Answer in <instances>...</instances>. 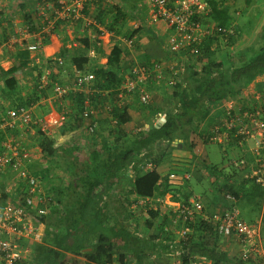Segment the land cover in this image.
Returning a JSON list of instances; mask_svg holds the SVG:
<instances>
[{"label": "trees", "instance_id": "1", "mask_svg": "<svg viewBox=\"0 0 264 264\" xmlns=\"http://www.w3.org/2000/svg\"><path fill=\"white\" fill-rule=\"evenodd\" d=\"M5 1L8 9L16 7L9 14L12 12L20 14L23 26L29 33L40 32L43 36V43L49 41V34L43 31L44 24L36 16L35 8L38 4H45L52 0ZM204 1L210 6L211 11L203 19H200L202 27L208 30V33L201 40L198 55L189 53V50L179 54L170 52L166 48L169 33L160 34L155 25L148 26L153 34L152 38L165 46L172 61H178L183 55H186L187 59L186 62L182 61L183 73H169V76L174 77L176 82L171 87L167 98L174 101L175 110L166 106L164 110L160 108L152 110L150 104L143 105L139 102L142 112L151 113L153 119L156 114L163 112L158 127L151 124L147 130L137 133L128 132L124 128L132 121V118L128 113V107L121 104L119 97V93H123L125 97L129 96L121 90L124 78L119 67L121 55L119 43L114 44L103 67H95L91 70L90 73L94 78L90 92L70 91L62 99V104L59 106L57 104L64 123L62 134L80 131L83 136L91 139L100 132V134L103 133V139L98 150H91L89 159L85 162L80 163L73 157L72 164L76 171H70L62 195H57L55 185H51L50 192L45 194V197L48 198L47 210L51 215L59 218L61 224L58 227L63 234H58L55 237L53 245L55 249L44 245L41 247L44 255L41 258H36L35 264H66L69 262L67 259L69 253L84 259L86 264H111L113 261L119 264H129V262L153 264V261L154 264H162L164 261L161 254L167 248L166 243L172 237L169 233L163 232V226L171 221L173 217L171 212L161 204L146 210L145 226L147 231L148 229L152 230V233L148 231L144 237L138 233L139 228L135 224L137 219L134 217V213L128 210L129 197L150 198L154 194L163 196L172 191L166 181L160 185L161 177L158 168L161 166L163 157L175 148L174 142L181 139L183 148L192 151L193 144L188 141L190 134L203 137L211 134L214 126H219L221 131L225 130L224 127H221L226 116L222 104L228 102L227 98L233 97L238 101L236 106L240 110L243 109L242 106L246 101L244 90L255 78L264 75V27L259 35L254 36L249 44L243 46L244 49L238 48L250 36L249 32L253 26L251 18L258 16V11H251L247 8L242 14L240 13V19H238V16L234 17L230 7L227 6V0ZM127 2L128 0H95L88 2L89 6L85 4L83 14L85 17L88 16L89 8H94L93 18L104 24L109 32L118 35L128 18L122 10L123 4ZM1 7L3 8V6ZM48 11L50 12V9H46V12ZM113 12V15L108 16ZM10 18H14V16L11 15ZM105 18H109V20L106 22ZM193 18L198 19L196 16ZM104 20L105 22H103ZM10 22L11 20H9V27L14 28ZM66 23L71 24L72 40L80 47L79 52L71 55L66 63L73 64V70L87 71L90 62L86 52L89 41L83 34L86 31L84 22L81 19L73 22L57 20L49 29V33L57 34V30ZM232 23L235 24L233 27H231ZM93 30L92 32L96 34V29ZM139 30L141 29L137 28L135 32ZM129 36L127 38H132L134 34ZM14 52V56L18 58L16 63L6 72H1L3 73L0 78L3 83V88L0 89L2 99L5 98L6 103H9L8 106L14 108L21 105L26 107L42 105L49 96H52V87L48 85L44 89H39L38 82L41 75L45 73L44 71L53 69L52 59L45 61L39 55L40 63H32L35 53L20 49H15ZM6 53L8 54V52ZM222 54L227 57L224 63L219 59ZM29 63H32V67L29 69L30 74L23 81L26 88L29 89V94L22 101L19 81L15 80L12 75L22 72ZM198 64H201L200 69H196L200 67ZM68 66L71 67L69 64ZM145 67L149 69V66L145 65ZM127 68L131 69V66ZM55 69L59 70V68ZM166 71L170 72L168 68ZM55 73L50 72V82L60 84ZM11 87L14 90H11ZM165 89L167 90L164 87ZM13 97L17 99L9 102V98ZM104 106L108 107L105 111L108 117L105 119L107 125L100 127L99 130L96 129L94 134H89L88 124L92 121L95 122L93 115L89 114V108L94 107L100 110ZM46 111L47 109L43 111V114ZM202 122L205 123L204 127L199 130ZM97 123L98 126H101L100 120H96ZM34 135L33 139L43 155L42 161L54 158L57 152L53 146L55 141L39 129H36ZM4 139V135H1L0 149L3 147ZM233 145L238 149L235 158L247 159L245 169L235 170L229 161V169L233 174V176H229L219 174L220 172L213 166L201 163L203 171L214 177L210 179L212 188H209V192L219 199L220 194L225 191L238 199L241 192H245L247 189L245 184L250 183V187L255 188L257 197L262 198L264 187L249 179L251 168L249 164L252 163L251 153L247 149L240 148L236 143ZM262 161L264 162V158ZM74 162L79 165V168ZM147 163L153 166L151 170L142 169ZM40 171L39 165L31 173L41 176ZM3 173H0V204L9 202L14 205H23L27 195V180L19 179L21 181L16 185L14 192L8 193L6 191V174ZM236 176H240L239 182L235 180ZM218 179L224 181L222 186L218 185ZM196 180L197 183L202 181L198 177ZM126 182L129 185L126 192L124 193L123 188L118 191L119 187H123ZM175 193L177 194V192ZM191 194L192 191L189 189L186 192L183 191L184 198L180 202L186 201ZM72 197L74 200L70 202ZM114 198L119 199L121 204L111 205L109 200ZM41 207L42 205L37 209ZM136 208L139 212L142 209V207ZM44 217L40 220H43ZM130 220L132 221L129 222ZM48 226L49 224L46 226L47 232H49ZM186 227L192 229L190 238L185 245L190 254L205 256L215 264L219 262L247 264L238 260L235 251L231 255L221 248L218 236L210 224L199 221L192 225L186 224ZM162 233L164 235L161 238ZM21 262L19 261L17 264ZM74 262L77 261L74 260Z\"/></svg>", "mask_w": 264, "mask_h": 264}, {"label": "built area", "instance_id": "2", "mask_svg": "<svg viewBox=\"0 0 264 264\" xmlns=\"http://www.w3.org/2000/svg\"><path fill=\"white\" fill-rule=\"evenodd\" d=\"M95 0H52L45 4H38L35 8V14L44 24L43 31L49 30L54 21H79L84 22V27L88 33L96 29L99 41L95 45L100 46L103 39L109 37L111 32L104 24L99 23L94 18L85 17L83 14L84 6L88 2ZM151 9L149 15L150 22L153 24L162 23L165 29L169 31V39L166 48L172 53H180L189 50V53L198 55L199 46L202 38L208 33L202 27L200 19H203L211 8L204 0H141ZM57 5V6H56ZM47 7L50 12H46ZM196 16L198 19H194ZM203 21V20H202ZM235 24L232 23L231 27ZM47 32V31H45ZM32 39L30 44L23 41ZM21 40V43H18ZM18 43L19 49L35 53L32 61L39 62V54L44 47L43 36L41 33H29L24 26L15 32V37L11 38L2 48H0V78L3 72L11 67L4 68L2 63L9 62L10 59L6 52L12 50V46ZM128 46L132 45V40L127 41ZM194 55V54H193ZM70 55L68 53L58 54L52 58L53 68L63 69ZM186 57V56H185ZM11 65V63H10ZM168 70L175 74L183 73L184 68L179 67L175 61L169 65ZM151 70L144 66H136L129 69L124 78L121 90L129 95H135L139 102L147 105L151 102L150 94L144 88V83L148 79ZM50 72L45 71L41 75L38 87L44 89L51 85L53 101V112L46 111L40 117L33 112V106L9 107L0 94V136L4 135V144L0 149V173L9 171L15 173L18 179L27 180V195L22 204H11L9 202L0 204V264H17L23 260L24 246L23 240H34L37 238L33 225L34 221L47 215L48 198L41 191L38 181L28 173L26 164L30 162V151L21 145L15 139L16 133L23 136L28 132L32 135L36 129L41 130L49 137L51 133L62 129L64 126L61 113L58 106L62 104V99L70 91L90 92L93 81V74L85 70H72V85L51 83ZM176 80L169 78L168 85L173 87ZM0 81V89L3 87ZM2 87V88H1ZM119 93V97H123ZM246 101L243 109L240 110L236 103L224 102L222 107L226 116L222 121L221 131L219 126H214L211 134L202 137L208 143H236L240 148L247 149L252 155V163L249 164V179L254 183L264 187V83L245 95ZM52 103V102H51ZM102 109L89 108V114L93 115L95 122L88 124V133L94 134L97 125V115ZM235 146V145H234ZM237 146V147H238ZM246 158H233L230 165L235 170H244ZM153 166L147 163L143 170H151ZM223 180L218 179V185H223ZM220 201H215L212 206H208L198 195L190 196L184 202H174L171 198L162 206L167 207L173 216L171 221L163 226V232L171 235L167 248L162 251V264H215L207 257L198 254H190L185 245L188 242L192 229L186 227V224H194L203 221L210 224L218 236L220 246L225 243L234 247L238 260L247 264H264V257L259 237V229L256 225L247 224L240 218L236 207V197L223 191L220 194ZM142 202V203H141ZM139 200V204L143 201ZM42 205L41 208L38 206ZM130 205L128 209H132ZM164 234H161V238ZM222 248V246H221ZM111 264H119L113 261ZM133 264V262H129ZM218 264H229L219 262Z\"/></svg>", "mask_w": 264, "mask_h": 264}, {"label": "crops", "instance_id": "3", "mask_svg": "<svg viewBox=\"0 0 264 264\" xmlns=\"http://www.w3.org/2000/svg\"><path fill=\"white\" fill-rule=\"evenodd\" d=\"M137 1H140V0H128L126 4H123L122 10L124 12V15L128 16L124 26L122 27L118 35H115L113 33L110 34V36L108 37V41L106 42L102 41L100 46L95 45L96 42L99 41V37L95 33L93 32L88 33L87 30L83 33L84 36L89 41V47L86 50L87 55L90 58L87 71L91 72V70H93L95 67H103L106 61V58L110 54L112 47L114 46L115 43H119L120 48H121L119 67L121 69L120 70L121 73L123 74V78H125L127 73L129 72V69L127 67L134 63L142 65L144 67L145 65L149 66V70H151L150 72L151 78L154 79V94L152 96L153 102L151 103L150 106L152 110L156 108H160L164 110L165 106L170 107L168 103L165 105V102H164V99H169L167 98L169 93L166 89L164 90V87L161 86L162 83L160 82H161V79H164L165 81L166 80L169 81L170 76H167V79H166V77L164 76L165 75L164 72L166 74L169 73L168 71H166V68H168L169 65L172 63V59L170 58L171 56L169 55L165 46H162V44L159 43L155 38H152L153 34H151L150 28H148V26L155 25V27L157 28L160 34L169 33V31L165 29L162 23H159V24L151 23L149 19V15H151V9H149L143 2H140L144 5L143 7L140 5L137 6L136 5ZM234 2H235L234 0L226 1L227 6L230 7V10L232 14H234V17L238 16V19H240V13L242 14V12L247 8L251 11L253 10L258 11L259 15L257 13L258 16L251 18L253 20V26H252L253 30L251 29L250 33L252 32L253 34V31L257 29L258 25H261V23L264 21V0H245L242 7H238L239 9H236L235 7H233ZM6 3L7 2H5L3 5L0 4V6H3V8L0 7V48H2L5 44H7V42L10 41L11 38L15 37V32L23 26V23L20 18V14H18L17 12H12V14H9L10 11H12L16 7H12L13 9L11 8L8 9L7 8L8 5L7 6L5 5ZM112 3L114 5L113 1ZM89 5H90L89 3L86 4V6H89ZM12 6H14V3H12ZM47 9H50V8L47 7ZM89 10L91 14L94 12V8H89ZM113 14L114 12L111 14H108V16L113 15ZM11 15H13L14 18H10ZM9 20H11L10 23L11 25L12 24L14 25V28L12 26L9 27ZM137 28H140L141 30L135 32ZM128 30H130V32ZM45 31H47L49 34V41L44 44V47L42 48V51L39 54L40 57L43 58V60L45 61L48 59L51 60L52 58L56 57L58 54H61L62 52L68 53L70 56L79 52L80 47L75 41L72 40L71 24H67V23L63 24V26L57 30V34L56 33L52 34V32L49 33V30H45ZM127 33L129 35L134 34V36L132 38H127L129 36ZM126 34L127 36L125 37ZM250 36L252 38L254 37L253 35H250ZM130 39L132 40V45L128 46L127 41ZM250 41L251 40L248 37L246 42H243V44L240 46L247 45L250 43ZM31 42H32V39L23 41V43L25 44L26 43L30 44ZM18 43H21V40H18ZM18 43L12 46V50H8V56H9L11 65L9 62L2 63L3 67L4 65H6V67L4 68L11 67L12 64L14 65L16 63V60L18 58L14 56V53H15L14 51L15 49L20 48ZM105 48L108 51L104 50ZM105 52L107 55L104 54ZM185 56L186 55H183L181 59H178V61H176L177 65L178 66L180 65L181 68H184L182 61L184 62L187 61ZM101 58H105L104 61ZM226 58L227 57L225 56V54H222L219 56L220 61H222L223 63L225 62ZM68 64L71 66L69 67V71H68L71 74V77L69 76L65 77V80H67V82L65 81V83H67L66 85L71 86L72 80H73V75H72L73 64L71 65L69 62H67V67H68ZM198 65H200V67L199 68L197 67L196 69L201 68V64H198ZM30 67H32V63H29L26 66V68L22 70V72L12 75L13 78L17 81H20L21 78L27 77L30 74V71H29ZM50 70L51 69H49L48 71L49 72H56V71L60 72L61 71L63 73L61 69L57 70L53 68V71H50ZM56 78L59 79L62 83L61 74L56 75ZM263 83H264V75L258 76L244 90V95L248 94L253 89L260 87ZM11 90H14V88L11 87ZM51 98L52 96L51 97L49 96V98H47L43 102L42 105L46 104L48 107L47 111L52 113L54 108L51 103ZM227 100L228 102H232L236 104L238 102L233 97L231 98L229 97L227 98ZM120 102L121 104L128 107V113L130 114L132 118V121L126 124L124 128L128 132H131V133H137L138 131H141V130L145 131V128H139V130L137 129L138 126L136 125V122H137L136 117L139 116L138 114H140L139 112L140 106L139 104L136 103V98L133 95H129L127 97L124 96V97H121ZM35 109L36 107L34 106L32 108L33 112H35L34 111ZM103 112H104V115H102ZM141 114L143 117H146V119L148 117H149V120L153 119L151 113L147 114V113L141 112ZM162 114L163 112L158 113L154 116V122H155L154 126L156 127L159 126L160 123L158 122L161 119ZM41 115H43V112L41 113ZM105 119H108L107 113L105 112V110H101V112L98 113L97 115V120L101 121V126H98V123L96 124L98 130L100 129V127L107 125L106 123L107 121ZM134 127L136 129H133ZM203 127L204 125L202 122L200 123L199 130H202ZM61 131L62 129L54 131L53 133L54 134L56 133L55 137H53V135H49V138L55 141L53 146L56 148L57 152L55 153L54 158L45 159L44 161H42L43 155L40 153V149L37 147L35 140L33 139V137L35 136V135H32L33 132H31V134L26 132L23 136H20L19 134L16 133L17 137L20 136L21 138L25 137L26 135L30 136L29 137L30 143H32L33 145L31 146L33 149L31 151H33L36 154V155L35 154L33 155L32 159L30 157V162L26 164L27 171H31L30 169L31 168L33 169V167L35 166V163L39 162L40 168H41L40 175L43 177V179L51 178V180H55V182L51 184H47V180H45L44 186L41 187L39 185L41 191L44 192V194L50 192L49 187L51 185L53 186L55 185L56 192H58L57 195H62L63 188L66 187V180L69 174L72 171H76V168L74 169L73 164H72V162L74 161L73 157H75L80 163L85 162V160L89 159V155H90L87 153H90L91 150H95V151L98 150L101 144V141L103 139V135H102L103 133L100 134L99 137L96 136L97 138L94 136L95 138L92 137L91 139H88L87 137L83 136L80 133V131H74V132L66 133V134H62ZM67 135L69 136L68 138H66ZM188 141L189 143L193 144L192 151H189L188 149H184L182 146V140L177 139L174 142L175 148L172 151H170L169 154L163 157L161 166L158 168L159 170L158 172L161 177V180L159 182L160 185L164 184L166 181L168 183L169 189H171L172 191L166 193L163 196H160V194L159 195L154 194V196L150 198H147V197L139 198L136 196H130L132 200L131 199L128 200L129 206L135 205L136 207H142V209H144L143 207H147L148 204L150 203V204H153L154 206V207L151 206V208L152 207L155 208L159 204L163 205V203L168 201L170 198L174 202H180L184 198V195H182L183 191L186 192L187 189L192 191L191 196L195 195L191 181L197 182L196 180L197 177L199 179L201 178L202 180H204L205 177L208 178L206 176V172L200 169H202L201 163H204L206 165H211V163L209 162V160L207 159L204 153V148H205L204 146L205 145L207 146L213 143H208L205 140H202V137L196 134H190ZM194 141L195 142L198 141V143L194 144ZM220 145H224L222 146L223 157L228 159V154H231L233 158H235L236 155L238 154V149L232 143H222ZM193 149L196 150L197 153H194ZM82 155H85L87 159H83ZM75 164L77 165V168H79L78 167L79 165L77 163ZM224 168L225 167L223 165L220 166L219 170H222V171H219L220 172L219 174L222 173L224 175L233 176V174L231 173L232 171H229V170L227 171ZM239 177L240 176H236L235 180L237 182L240 181ZM58 178L61 179L62 181H60ZM245 187L247 189L251 188L250 183H246ZM121 188L123 187H119L118 191L122 190ZM175 192H177V194ZM243 193L244 192H241V194ZM198 196H200L202 199L204 198L203 196L206 197V195H198ZM173 199H176V200H173ZM73 200L74 198L72 197L69 201L73 202ZM139 200L140 202L143 201L142 205L138 203ZM262 200L264 204V196L262 197ZM204 201L209 203L208 206H212L211 204L212 202L220 201V200L217 198V196L215 198V195H212L209 192L208 196L204 198ZM109 203H111V205L121 204V202L117 198L109 200ZM255 223L256 222L250 223V224H253L259 227L258 224L257 223L255 224ZM48 224L49 226L47 228H49V232L46 231V226ZM60 224L61 222L59 218L51 215L49 211L47 212V215L43 218V220L39 219L38 221H34L33 225L36 231L37 238H35L33 241L31 239L23 240V246L25 248L24 249L25 253H24L23 260L20 264H35L34 262L36 261V258H41L44 255L42 253L43 251L41 248L43 245L49 248H52L54 245L55 237H57L58 234L60 235L63 234L61 232L62 230L60 229V227H58L60 226ZM154 234H155V230H154ZM145 236L146 235H144V237ZM70 238H71V235H70ZM221 246H222V249H225L231 255L235 251L234 247L230 248V245H227L225 243H223ZM53 249L55 248L53 247ZM67 259L69 262H67L66 264H73V263L86 264V261L84 259L73 256L70 253L67 254ZM74 260H76L77 262H74ZM153 264H154V261H153Z\"/></svg>", "mask_w": 264, "mask_h": 264}, {"label": "rangeland", "instance_id": "4", "mask_svg": "<svg viewBox=\"0 0 264 264\" xmlns=\"http://www.w3.org/2000/svg\"><path fill=\"white\" fill-rule=\"evenodd\" d=\"M235 2L233 3V7H235L236 9H239L238 7H242L243 3L245 2V0H234ZM6 1L5 0H0V4H3L5 3ZM141 0L140 1H137L136 5L137 6H144L142 3ZM1 7V6H0ZM2 8V7H1ZM94 13L86 16L88 18H93L94 16ZM95 19V18H94ZM106 22L109 20L108 18H105ZM105 20L103 22H105ZM264 21L261 23V25H258L257 29H255V31H253V34L252 32L250 33L249 32V35H253V36H256V35H259L262 30V27H264ZM234 24V23H233ZM254 28V27H253ZM253 30V29H252ZM130 32V30H128ZM128 34V33H127ZM127 34L125 35V37L127 36ZM129 35V34H128ZM250 38V40L252 41V38L251 36H248ZM110 39V38H109ZM106 42L108 41V37L104 38L103 39V42ZM239 49H244L243 46H241ZM106 50V48L104 49ZM108 51V50H106ZM105 55L106 52L104 53ZM103 56V55H102ZM104 59L105 58H101ZM131 68L134 67V66H142V65H139V64H132L130 65ZM4 67H6V65H4ZM63 71V73L60 71H56V75H59L61 74L62 75V83L59 79H57L58 82H60V84H67L65 83V81L67 82V80H65V77H71V74L68 72L69 71V66L67 67V63L65 65V68L61 69ZM53 71V69L51 70ZM164 76L166 77L167 79V76H169V73H165L164 72ZM150 77H148V79L145 81L144 83V88L146 89V91L150 94V98H151V102L149 103L151 105V103L153 102V99H152V96L154 94V79L151 78V74H149ZM25 78H21L20 81H19V86H20V94L22 96L21 99L22 101L25 99L26 95L29 94V89L26 88V85L24 84V81ZM164 79H161V86L162 87H165L167 88V91L168 93L171 91V87L168 85V80L165 81L164 83ZM32 84V83H31ZM24 85V86H23ZM3 87V86H2ZM1 87V88H2ZM24 87V88H23ZM27 87H30V85H27ZM254 90V89H253ZM250 93V92H249ZM169 95V94H168ZM51 97V96H50ZM134 97L136 98V96L134 95ZM49 98V97H48ZM17 99V98H16ZM14 97L13 98H9V102H13V100H16ZM4 101H5V98H4ZM172 100L169 98V99H164V102H165V105L168 103H170ZM52 104H53V101H51ZM136 103L139 104V100L136 98ZM174 101H172V103L169 104V106L175 110L176 109V106H174ZM140 106V104H139ZM36 109L34 110L35 111V114L37 115V117H40L41 116V113L43 111H45L48 107L47 105H35ZM46 107V108H44ZM174 107V108H173ZM139 112L140 114H138L139 116L136 117L137 119V122H136V125L138 126L137 129L139 130V128H145V130H147L151 124H154V119H150L149 120V117L146 119V117H143L141 112H142V109L141 107H139ZM151 108V107H150ZM169 108V107H168ZM143 113V112H142ZM102 115H104V112L102 113ZM163 115V114H162ZM100 119V118H99ZM160 122V120H159ZM158 122V123H159ZM205 123L203 122V125ZM132 126V125H131ZM130 126V127H131ZM129 127V126H128ZM200 127V126H199ZM133 129H136L135 127ZM25 134V133H24ZM51 135H53V137H55L56 133H51ZM70 135V134H68ZM67 135L66 138H68L69 136ZM100 135V132H98V134L96 133L95 134V137H99ZM197 135V134H196ZM15 139L18 141V142H21V145H23L26 150L30 151V155L31 156V159L33 157V155L35 154L32 149L31 146L32 143H30V136L26 135L25 137H20L17 135L14 136ZM96 137V138H97ZM29 138V139H28ZM196 139V138H194ZM32 140V139H31ZM33 141V140H32ZM198 141H194V144H197ZM222 146L224 145H220V144H216V143H213V144H209V145H205L204 147V153L207 157V159L209 160V162L211 163V166H213L214 168H216L218 171L220 166L223 165L225 168V170H229L230 171V167H229V162L230 160L233 159V156L231 154H228V159L223 157V153H222ZM194 150V149H193ZM32 152V153H31ZM194 153H197L196 150L193 151ZM89 154V153H87ZM85 154V155H87ZM36 155V154H35ZM85 155H82V158L83 159H87V157ZM86 161V160H85ZM39 162H36L35 163V166L33 167V169L31 168L30 170L31 171H34V168H36L37 166H39ZM229 167V168H228ZM203 170V169H202ZM207 170V169H206ZM31 171H28L30 174H32L33 177H35L38 181V184L42 187L45 185V180H47V184H51L53 182H55V180H51V178H46V179H43L42 176H36L34 173H31ZM208 171V170H207ZM222 171V170H221ZM206 172V171H205ZM6 174V177H5V181H6V184H7V192L8 193H13L14 192V189L16 187V185L21 181L17 178V176L15 175V173H10V172H7L5 171L4 172ZM3 173V174H4ZM206 176L208 177L209 176V179L208 178H204V180H202V182H199V184L197 182H194V181H191L192 182V186H193V191H194V194L195 195H208L209 193V188L211 189L212 186H211V181L210 179L214 178L210 173L206 172ZM128 183H124L123 185V191L124 193L126 192V188L128 187ZM257 190V189H256ZM258 191V190H257ZM256 191H255V188H249L248 190H246L243 194H241V196L239 197L237 203H236V207L239 211V214H240V218H242L247 224H250V223H254L256 222L258 224V228H259V237H260V243H261V247H262V252H263V257H264V204H263V200L262 198L260 197H257V195L255 194ZM205 197V196H203ZM131 199V197H129V200ZM132 200V199H131ZM165 203V202H164ZM163 203V204H164ZM151 206H153V204H148L147 208L145 209H141L140 212L138 211V209L136 208V206L134 205V207L132 209H130V211H132L134 213V217L137 219L135 221V224L138 226L139 228V234L141 235H147L148 231L150 233H152V230H149L147 231V227L145 226V221H146V218H147V213L145 212L146 210L150 209ZM154 207V206H153ZM152 207V208H153ZM129 210V209H128ZM132 220H130L129 222H131ZM255 223V224H256ZM152 229V228H151Z\"/></svg>", "mask_w": 264, "mask_h": 264}]
</instances>
